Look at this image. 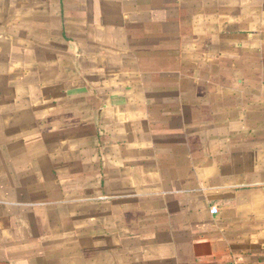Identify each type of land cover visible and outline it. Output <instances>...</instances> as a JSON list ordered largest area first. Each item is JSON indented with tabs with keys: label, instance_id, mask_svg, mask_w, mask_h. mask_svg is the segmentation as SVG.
<instances>
[{
	"label": "crops",
	"instance_id": "crops-1",
	"mask_svg": "<svg viewBox=\"0 0 264 264\" xmlns=\"http://www.w3.org/2000/svg\"><path fill=\"white\" fill-rule=\"evenodd\" d=\"M0 264H264V0H0Z\"/></svg>",
	"mask_w": 264,
	"mask_h": 264
},
{
	"label": "built area",
	"instance_id": "built-area-1",
	"mask_svg": "<svg viewBox=\"0 0 264 264\" xmlns=\"http://www.w3.org/2000/svg\"><path fill=\"white\" fill-rule=\"evenodd\" d=\"M218 212V208L217 207H212L211 208V213H214V214H216Z\"/></svg>",
	"mask_w": 264,
	"mask_h": 264
}]
</instances>
